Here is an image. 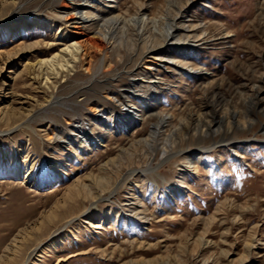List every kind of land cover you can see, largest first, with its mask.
Instances as JSON below:
<instances>
[{
  "label": "rangeland",
  "instance_id": "rangeland-1",
  "mask_svg": "<svg viewBox=\"0 0 264 264\" xmlns=\"http://www.w3.org/2000/svg\"><path fill=\"white\" fill-rule=\"evenodd\" d=\"M80 4L0 0V264H264V0H102L105 48Z\"/></svg>",
  "mask_w": 264,
  "mask_h": 264
},
{
  "label": "bare ground",
  "instance_id": "bare-ground-1",
  "mask_svg": "<svg viewBox=\"0 0 264 264\" xmlns=\"http://www.w3.org/2000/svg\"><path fill=\"white\" fill-rule=\"evenodd\" d=\"M102 0H84V4L76 5L74 10L72 12L67 13L64 16H59V19L64 27H70L74 26L76 30H83L88 27H91L94 30L95 36L92 38L102 40L101 43H98V41H93L89 39V44L93 46L94 48H101V45L105 48L106 46L110 45L113 41L120 40L121 45L124 44L125 40L122 38H116L115 34L118 32L119 28L123 26L127 21L122 19L120 16L114 15V7L111 5V8L108 9H102L100 12L98 10L100 9V2ZM105 2L108 1H115V0H103ZM108 6V5H107ZM110 7V6H109ZM113 7V8H112ZM93 9V10H92ZM184 9V8H183ZM183 9H177L176 13L170 19L168 23V28L166 31V34L158 35L156 34V31H143L141 33H138L136 38V44H144L143 48L145 52H148L149 50H153L157 47L152 46L149 48L147 45L151 42L153 44L159 43V44H165L168 41H173L177 45H183V44H190L191 39L196 38V33H187V28L181 27V25L186 19V13ZM97 11V13H95ZM131 22H134L133 20ZM137 26L142 24V20H139L137 18L136 22ZM135 26V25H134ZM185 26V25H184ZM147 36V37H146ZM185 36V37H184ZM91 38V39H92ZM162 40H161V39ZM186 38L187 40H185ZM184 39V40H183ZM88 42V41H87ZM78 44V43H75ZM162 46V45H160ZM69 50V53L73 55V57L76 59L79 48L77 45H70L67 47ZM131 53V52H130ZM177 54H173L172 57L169 58L171 63H174L175 65L179 67H185L189 66V63L179 62L178 59L175 57ZM73 58V59H74ZM165 121L162 119L161 126L163 124L164 126ZM80 125V124H79ZM74 135H76V138L83 137V139H86L85 141L87 143H90V145H94L97 142V139L94 138L91 134H86L83 132L82 129L73 130ZM158 129L153 132V136H157ZM154 138V137H153ZM233 142L230 140L227 143V146H232ZM164 152H167L164 150ZM189 166L192 164L191 162L188 163ZM140 171H133L132 175L134 173H137ZM54 193V192H52ZM86 223L89 225V227L93 229H101V224H95L90 221H86Z\"/></svg>",
  "mask_w": 264,
  "mask_h": 264
}]
</instances>
